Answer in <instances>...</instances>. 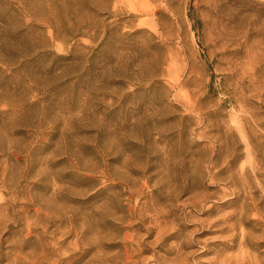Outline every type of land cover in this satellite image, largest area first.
I'll return each instance as SVG.
<instances>
[{"label": "rangeland", "instance_id": "374dc122", "mask_svg": "<svg viewBox=\"0 0 264 264\" xmlns=\"http://www.w3.org/2000/svg\"><path fill=\"white\" fill-rule=\"evenodd\" d=\"M0 264H264V0H0Z\"/></svg>", "mask_w": 264, "mask_h": 264}]
</instances>
